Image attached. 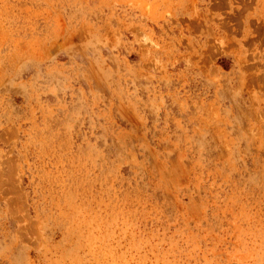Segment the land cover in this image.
Wrapping results in <instances>:
<instances>
[{"label": "rangeland", "instance_id": "obj_1", "mask_svg": "<svg viewBox=\"0 0 264 264\" xmlns=\"http://www.w3.org/2000/svg\"><path fill=\"white\" fill-rule=\"evenodd\" d=\"M0 264H264V0H0Z\"/></svg>", "mask_w": 264, "mask_h": 264}]
</instances>
